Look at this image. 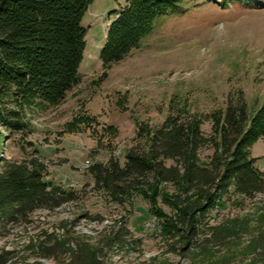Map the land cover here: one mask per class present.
<instances>
[{
	"label": "rangeland",
	"instance_id": "obj_1",
	"mask_svg": "<svg viewBox=\"0 0 264 264\" xmlns=\"http://www.w3.org/2000/svg\"><path fill=\"white\" fill-rule=\"evenodd\" d=\"M128 1L89 6L82 79L60 104L25 108L21 131L0 124V156H36L44 180L75 196L0 231V253L9 254L7 264H71V249L81 241L101 250L103 264H264V192L248 198L231 190L200 201L207 206L201 234L187 250L178 211L167 203L180 194L178 186L154 185L120 203L93 173L111 159L124 167L128 153L146 149L172 116L197 125L206 139L199 164L225 162L227 111L245 106L249 128L264 107V0L185 1L155 21L140 48L104 65L107 32ZM248 152L264 173V137ZM122 228L130 233L125 243H113Z\"/></svg>",
	"mask_w": 264,
	"mask_h": 264
},
{
	"label": "trees",
	"instance_id": "obj_2",
	"mask_svg": "<svg viewBox=\"0 0 264 264\" xmlns=\"http://www.w3.org/2000/svg\"><path fill=\"white\" fill-rule=\"evenodd\" d=\"M189 0H130L109 27L100 59L118 63L140 48L159 17L175 13ZM251 2L250 0H226ZM93 0H0V124L11 131L24 128L22 113L32 105L60 104L81 82L80 66L87 30L82 21ZM14 103L15 109L9 108ZM245 106L228 110L221 138L223 164L203 166L198 151L206 139L197 125L169 117L154 133L150 145L132 149L124 167L111 159L93 169L96 185L120 203L154 185L172 183L180 194L167 203L178 211L176 222L190 249L200 236L207 206L216 195L234 190L248 198L264 192V173L255 167L249 150L264 137V107L247 128ZM165 160L175 165L167 166ZM223 165V167H222ZM44 163L33 155L21 161L0 156V231L27 223L40 209L54 211L74 201L72 191L44 180ZM126 228L113 243H125ZM49 251V255L53 252ZM101 250L78 241L71 264H103ZM9 254L0 253V264Z\"/></svg>",
	"mask_w": 264,
	"mask_h": 264
}]
</instances>
